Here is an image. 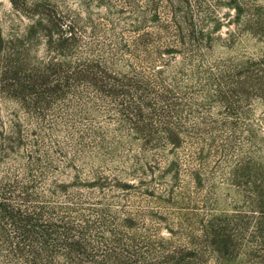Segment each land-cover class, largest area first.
<instances>
[{
    "label": "rangeland",
    "instance_id": "rangeland-1",
    "mask_svg": "<svg viewBox=\"0 0 264 264\" xmlns=\"http://www.w3.org/2000/svg\"><path fill=\"white\" fill-rule=\"evenodd\" d=\"M17 58L59 91L21 96ZM0 191L41 263L264 264V0H0Z\"/></svg>",
    "mask_w": 264,
    "mask_h": 264
},
{
    "label": "trees",
    "instance_id": "trees-1",
    "mask_svg": "<svg viewBox=\"0 0 264 264\" xmlns=\"http://www.w3.org/2000/svg\"><path fill=\"white\" fill-rule=\"evenodd\" d=\"M13 4H15V0H11ZM16 6V5H15ZM59 24H55L53 29H56ZM60 26V25H59ZM33 28L35 29L36 27H31V31H33ZM45 30L46 28H41V30H44L46 32V36L48 38V46L51 49H55L57 52L67 48L70 43L72 42V35H68L69 32L59 34L57 33V38L55 41L52 40V34L53 31ZM62 32V31H61ZM50 33V35H48ZM71 34V33H70ZM25 62L22 60H17L11 64L9 67L8 73L6 71L4 72V75H10L11 77H14L13 81L17 82L18 89L21 91V96L25 94L26 92H33L36 96L46 93V90L48 91L49 94L56 93L59 91V87L53 86L52 89L48 86V78L50 77L55 78L57 77L58 74H61L63 72L64 67L61 68L60 65L56 64H51L46 66V68H35L30 70L29 74H27V65L24 64ZM93 71V68H89L87 70L86 68H82V70L75 69L70 75V77L66 76L64 77V83H68L70 80L71 81H76L79 78H82L84 80H87L88 83L93 85L94 87H97L101 91H105L100 86V84L94 79L89 78L88 76H85V78L81 77L82 75H86L91 73ZM51 82V81H50ZM47 86L49 88H47ZM111 94L113 95H118L119 92L113 91V89H109ZM135 131L137 132H142L145 131L146 129L140 128L138 125L134 126ZM3 194L0 191V221H5L6 223H9L11 226H13L15 232L17 235H19V239L22 241H32L34 239L39 238L41 243H40V250L39 251H33L31 252V259L28 261V264H46V263H41L42 258H47L50 256V250L48 248V239H49V230L46 229V227H42L38 224V219H39V214H30V215H22L19 212H15L12 210L6 202H2ZM0 235L2 238L1 241L6 245L5 247L10 248V242L9 240L5 237L4 231L2 230L0 226ZM25 242H22V244ZM21 244V243H20ZM19 242H17L12 248L11 254L16 257L23 256V248ZM69 252H74L76 251L77 246L75 244L68 245ZM44 256V257H43ZM29 259V258H28Z\"/></svg>",
    "mask_w": 264,
    "mask_h": 264
}]
</instances>
